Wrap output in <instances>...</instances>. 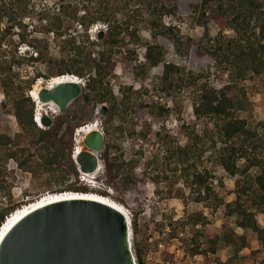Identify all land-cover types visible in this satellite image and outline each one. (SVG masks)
<instances>
[{"label": "trees", "instance_id": "16d2710c", "mask_svg": "<svg viewBox=\"0 0 264 264\" xmlns=\"http://www.w3.org/2000/svg\"><path fill=\"white\" fill-rule=\"evenodd\" d=\"M113 2L114 0H78L81 5L79 8L62 0L56 12H52L48 7L35 12L29 10L26 5L20 14L12 7H0V46L1 40L8 36L14 27L25 30L27 26L23 22L24 19L36 15L41 24L45 22L42 24V31L53 37L60 50L59 59H48L43 50L35 46L21 31L17 35L19 44L32 47V55L18 58L15 51L9 62L0 61V74L3 75L1 85L4 92V98L0 102V119L11 115L19 127V131L14 135L0 132V191H10L12 188V184L9 186L3 177L4 165L12 160L24 173L34 176L39 173L46 175L49 187L55 182L60 188L49 189L51 194L89 193L88 186L81 181V173L74 160L75 132L97 121V108L107 104L110 113L102 120V130L107 139L100 159L104 166L106 185L116 193H125L135 182L133 171L138 161L125 159L120 150L108 142L113 131H124L122 124L116 128L112 125L115 118H119L123 123L129 114L136 111L144 118L146 113L152 112V107L133 103L132 88L129 87L121 88L123 100L119 102L112 93L109 78L119 67L133 73L135 77L143 76L147 69L159 66L165 61V47L172 42L178 54H183L182 49H185L186 52H193L198 61L207 63L204 70H208L212 64H225L232 73L229 84L218 90L202 88L194 99L195 116L198 119L212 120L214 129H205L200 134L194 129L184 127L187 143L168 149L169 152L162 163L169 170L176 173L180 171L183 180L196 193V202L208 200L209 194L214 193L211 186L216 179L215 175L207 168L200 169L202 159L208 151H215L211 153L210 161H215L228 176L242 177L235 181L236 187L241 190L236 204L226 206L227 216L235 218L236 229L228 228L222 235L215 233L211 236L197 232L194 240L197 242V248L191 250V254L195 256L200 253L202 243H199V239L204 237L210 243L206 253L215 254L217 245L222 243L233 249L232 260L240 259L239 253L250 247L246 236L239 233L240 229L253 231L264 249V227L259 225L255 212L257 210L264 213V158L260 157L264 153V132L251 129L247 119L238 116L239 112L246 110L248 102L243 82L255 77L264 79V4L259 0H124L125 5L133 4L136 9L126 21L120 22L116 19L115 10L111 9ZM79 9L84 11L82 16L78 15ZM208 11H211L212 20L217 25L231 29L235 32V37L226 40L219 36L195 46L192 39L183 40L173 28L162 24L166 16L198 14V22L204 27L207 24ZM19 17L22 20L18 22ZM143 17H146L154 42L144 45L142 60L138 61L137 51L141 44L138 23ZM3 21L7 26L1 30ZM98 23L106 24L108 28L101 44L91 39L89 33L92 26ZM125 30L131 36L132 43L137 46L126 48L125 37H122ZM96 47L100 49L94 50ZM66 49L68 51L65 53ZM24 63H38L43 66L46 73L38 72L36 79L75 76L86 82L81 97L69 106L66 115L53 116V125L50 128L37 125L36 102L29 97L23 100L24 96L19 93L22 88L15 82L12 69L14 65ZM182 72L183 69L179 66L164 63L160 78L162 91L171 95L182 87L196 85L204 75L196 67L189 70L186 78L181 77ZM196 72L199 74H195ZM35 81H29L28 87ZM17 94L22 100L15 97ZM26 102L29 104L26 105ZM159 112L165 113L163 108H159ZM261 126L264 129V123H261ZM130 136L133 137V134ZM208 142L210 147H207ZM241 160H244V164L239 166L238 162ZM158 161L157 158L151 159L147 164L151 166ZM252 169H257L256 175L250 174ZM241 194L250 195V208L242 203ZM104 195L109 194L104 192ZM26 204L7 208L0 206V227L10 214ZM133 228L136 232V219L133 220ZM136 254L138 264H147L138 246ZM260 264H264V260Z\"/></svg>", "mask_w": 264, "mask_h": 264}, {"label": "rangeland", "instance_id": "374dc122", "mask_svg": "<svg viewBox=\"0 0 264 264\" xmlns=\"http://www.w3.org/2000/svg\"><path fill=\"white\" fill-rule=\"evenodd\" d=\"M61 1L0 0V7H12L18 14L26 5L29 10L35 12L46 7L50 8L52 12H56ZM66 2L81 8L78 0H66ZM259 2L264 4V0H259ZM111 7L112 10H115L116 19L120 22L126 21L136 9L133 4L125 5L124 0H114ZM118 8L121 9L117 10ZM83 14L84 11L79 9L78 15L82 16ZM198 17V14L166 16L163 18L162 24L173 28L183 40L192 39L195 46L205 44L207 40H214L219 36L226 40L235 37L234 31L220 27L212 20L211 11L207 13V24L204 27L199 24ZM143 18L138 23V35L141 40L137 51L138 61L142 60L144 45L154 42L146 17ZM20 20H22L21 17L18 22ZM3 22L1 30L7 26L6 22ZM23 22L27 26L25 30L14 27L11 33L1 40L0 61L9 62L15 51L18 58L32 55L34 52L32 47L27 44H19L17 35L21 31L35 46L43 50L48 59H59L60 50L56 42L53 41L52 36L46 35L41 29L45 22L41 24L36 15L25 18ZM107 31L106 24L98 23L92 26L89 31L90 38L101 44L102 40L99 39V34L103 32L106 36ZM122 37H125L126 48L131 49L137 46L132 43L128 31L125 30ZM99 49L96 47L94 50L98 51ZM182 50L184 53L178 54L174 44L169 42L165 47V61L159 66L147 69L143 76L135 77L133 73L126 72L122 67H119L117 72L109 78L112 93L119 102L123 100L121 88L129 87L132 88L131 100L133 103L147 104L152 107V112L146 113L144 118L140 117L139 111L129 114L123 123L119 118H115L113 128L122 124L124 131L122 133L113 131L108 138V142L116 146L125 159L138 161L136 169L133 171L135 182L123 194L114 192L105 183L102 161V170L95 180L81 174V181H84V184L88 186L89 193L104 196L121 204L130 215L132 248L136 259V247L138 246L147 264H260L264 260V249L257 235L251 230H238L240 234L246 236L250 243L249 248L243 249L239 253L240 259L232 260L233 249L222 243L217 245L215 254L206 253L210 243L204 237L199 239V243H202L199 248L200 253L195 256L191 254V250L197 248V242L194 241L197 232L211 236L215 233L222 235L228 228L236 229L235 218L227 216L226 206L227 204L233 206L236 204L237 196L241 190L236 187L235 181L242 177L240 175L228 176L221 166L215 161H210L211 153L215 151H208L202 159L203 164L200 169L207 168L215 175L216 179L211 186L214 193L209 194L208 200L196 202V193L183 180L180 171L176 173L169 170L162 163L163 158L169 152L168 149L181 147L187 143V133L183 130L184 127H189L190 130L194 129L200 134L205 129L209 131L214 129L212 120L198 119L194 114V99L197 93L201 92L202 88L221 89L231 81L232 71L225 64H212L208 70H204L207 63L198 61L193 52ZM67 51L68 49L64 50L65 53ZM164 63H171L183 69L181 77L186 78L189 70L194 67L204 75L196 85L182 87L169 95L162 91L160 84ZM38 72L46 73L43 66L38 63L13 66L12 73L15 74V82L22 88L19 93L24 96L23 100H27L29 97L35 101L32 92L41 87H48L52 81V79H36ZM199 72L195 74H199ZM34 79L36 80L34 84L28 87V82ZM2 80L3 75L0 74V102L4 98ZM83 82L86 83L84 80ZM243 86L247 90L248 102L246 110L239 112L238 116L247 119L251 129H257L263 133L264 129L261 123H264V79L255 77L243 82ZM15 97L21 99L18 94ZM28 104L26 102V105ZM99 107L96 110V119L100 124V130H102V120L105 118L98 114ZM159 108H163L165 113L161 114ZM50 115L53 117L59 115V112L57 114L50 113ZM91 125L93 123L82 128H88ZM18 131L19 127L13 116L5 115L3 119H0V132L14 135ZM77 131L75 132V145ZM130 134H133V137ZM210 146L211 144L208 142L207 147ZM219 147L220 144H218ZM260 157L264 158V153ZM156 158L159 160L158 163L148 166V161L156 160ZM243 164L244 160L238 162L239 166ZM256 173L257 169L250 171L251 175H256ZM3 177L9 186L12 184L10 191H0V197H6V202L0 204L3 208L28 204L44 195L51 194L49 189L60 188L55 182H52V186L49 187L46 175L39 173L34 176L22 172L12 160L4 165ZM104 192L109 195L105 196ZM11 195L12 197H10ZM241 195L242 203L250 208V195ZM120 199L122 201H119ZM255 212L259 225L264 227V213L257 210ZM134 219L137 220L138 225L136 232L133 228Z\"/></svg>", "mask_w": 264, "mask_h": 264}, {"label": "water", "instance_id": "95a60500", "mask_svg": "<svg viewBox=\"0 0 264 264\" xmlns=\"http://www.w3.org/2000/svg\"><path fill=\"white\" fill-rule=\"evenodd\" d=\"M104 38L100 32L99 39ZM85 84L74 79L51 87H41L38 101L54 104L59 115L83 93ZM103 104L98 114L107 118ZM42 128L53 125L44 112ZM105 134L96 129L84 136L83 150H75L74 160L81 174H93L101 167ZM132 227L118 209L93 200L72 199L55 202L23 216L0 241V264H138L132 248Z\"/></svg>", "mask_w": 264, "mask_h": 264}, {"label": "bare ground", "instance_id": "6f19581e", "mask_svg": "<svg viewBox=\"0 0 264 264\" xmlns=\"http://www.w3.org/2000/svg\"><path fill=\"white\" fill-rule=\"evenodd\" d=\"M71 78L72 79L75 78V80H79L75 76H63V77H59V78H53L52 81L50 82V84L48 85V87L54 86L61 81L70 80ZM38 91H39V89L34 90L32 92V96H33V98L37 104L36 115H35L36 120H37V122H40V117L42 116V114L44 112H47L49 115H50V113L51 114H57L58 109L52 103H49L47 105L41 104L38 101ZM99 126H100L99 122L95 121V122H93V125L90 126L89 128L78 129V131L76 133V148H77L78 152L83 150V147H82L83 146V140H84L83 136H85L86 134H88V133H90L96 129H99ZM101 170H102V167H100L93 174H83V175L86 178H89L91 180H95L97 178V176L100 174ZM72 199L93 200V201H98V202L108 204V205L118 209L119 211L123 212L127 216V218L129 219V222H131L130 215L125 211V209L122 207L121 204H119L113 200H110L109 198H106L104 196L94 194V193H74V192L73 193L72 192H66V193L49 194V195H44V196L38 198L37 200L24 205L21 208H18L15 212H13L11 215H9L7 217V222L4 221L3 225L0 227V241L3 238V236H5V234L10 230V228H12V226H14V224H16V222H18V220H20L23 216H25L26 214H28L32 210H36L37 208H40V207H43V206H46L48 204H52L55 202L64 201V200H72ZM131 242H132V239H131Z\"/></svg>", "mask_w": 264, "mask_h": 264}, {"label": "built area", "instance_id": "2783aa9c", "mask_svg": "<svg viewBox=\"0 0 264 264\" xmlns=\"http://www.w3.org/2000/svg\"><path fill=\"white\" fill-rule=\"evenodd\" d=\"M78 79H79V78H78ZM79 80L83 82L82 79H79ZM79 80H77V81H79ZM83 83H84V82H83ZM84 84H85V83H84ZM2 202H6V197H5V196H1V197H0V204H1ZM10 215H11V214H10ZM5 221L7 222V218H6Z\"/></svg>", "mask_w": 264, "mask_h": 264}, {"label": "crops", "instance_id": "0c3cea01", "mask_svg": "<svg viewBox=\"0 0 264 264\" xmlns=\"http://www.w3.org/2000/svg\"><path fill=\"white\" fill-rule=\"evenodd\" d=\"M241 230V229H240ZM246 230H250V229H246ZM241 231H244V230H241Z\"/></svg>", "mask_w": 264, "mask_h": 264}, {"label": "clouds", "instance_id": "9594fccd", "mask_svg": "<svg viewBox=\"0 0 264 264\" xmlns=\"http://www.w3.org/2000/svg\"><path fill=\"white\" fill-rule=\"evenodd\" d=\"M77 78V77H76ZM35 119H36V116H35ZM92 126V125H91ZM89 128V127H88Z\"/></svg>", "mask_w": 264, "mask_h": 264}]
</instances>
